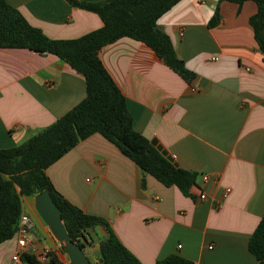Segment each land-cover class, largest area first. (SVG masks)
Wrapping results in <instances>:
<instances>
[{"label": "crops", "instance_id": "0c3cea01", "mask_svg": "<svg viewBox=\"0 0 264 264\" xmlns=\"http://www.w3.org/2000/svg\"><path fill=\"white\" fill-rule=\"evenodd\" d=\"M7 2L52 39L78 38L103 26L98 14L68 0ZM217 6L219 23L210 27ZM256 11L251 0L241 6L180 0L158 19L195 74L191 84L141 41L120 38L99 53L126 98L134 128L156 140L178 166L198 173L190 196L142 171L99 133L47 169L61 195L105 218L143 264L171 254L196 264H258L248 249L264 214V54L249 23ZM85 96L84 75L57 56L0 48V148L42 131ZM201 173L211 181L202 185ZM225 188L231 191L218 206ZM21 200L22 212L35 222L38 247L72 264L37 213L34 196ZM105 235L102 226L89 230L92 243L85 253L91 264L99 263ZM17 242L14 235L0 243V264H26L13 260Z\"/></svg>", "mask_w": 264, "mask_h": 264}, {"label": "trees", "instance_id": "16d2710c", "mask_svg": "<svg viewBox=\"0 0 264 264\" xmlns=\"http://www.w3.org/2000/svg\"><path fill=\"white\" fill-rule=\"evenodd\" d=\"M73 6L100 16L103 26L73 39H52L31 25L7 0H0V48L29 49L53 54L84 75L85 98L56 122L10 148H0V243L12 238L22 213L21 196L49 191L62 213L68 234L83 248L92 243L89 230L106 229L100 242L98 264H143L118 238L108 221L84 212L55 188L47 169L81 140L99 133L116 145L138 167L167 186L178 187L190 196L198 173L176 166L144 135L134 128L126 98L105 68L99 53L107 45L128 37L145 43L172 70L190 84L195 74L175 51L170 37L158 27V19L180 0H68ZM243 5L248 0H219ZM257 11L249 19L255 40L264 54V0H251ZM219 6L209 26L218 25ZM19 188V190H17ZM258 264H264V214L248 243ZM26 264H63L51 254L47 263L34 254L23 253ZM155 264H196L171 254Z\"/></svg>", "mask_w": 264, "mask_h": 264}, {"label": "water", "instance_id": "95a60500", "mask_svg": "<svg viewBox=\"0 0 264 264\" xmlns=\"http://www.w3.org/2000/svg\"><path fill=\"white\" fill-rule=\"evenodd\" d=\"M152 143L164 154L168 159L174 161L168 155L167 151L161 145H157L156 140ZM178 166L177 162H174ZM35 208L41 219L49 227L55 239L62 244L64 252L69 256L72 264H91L86 256L84 248L70 237L62 219V213L49 191H42L34 196Z\"/></svg>", "mask_w": 264, "mask_h": 264}, {"label": "built area", "instance_id": "2783aa9c", "mask_svg": "<svg viewBox=\"0 0 264 264\" xmlns=\"http://www.w3.org/2000/svg\"><path fill=\"white\" fill-rule=\"evenodd\" d=\"M193 91H197L198 87L193 86L191 88ZM201 184L205 185L211 181V176L208 173H201ZM230 188H225L221 194L220 198L217 202V205L220 206L222 204L223 199L227 197L230 193ZM200 199L206 198L205 191L201 190L199 194ZM35 228L34 220L25 212H22L19 218V224L15 235L18 237V250L13 256L14 261H20L22 258V254L27 251L31 254H34L37 259L43 263H47L51 257L52 251L47 247L39 248L36 241L32 238V233ZM211 246L210 248H212ZM93 264H98V262H94Z\"/></svg>", "mask_w": 264, "mask_h": 264}, {"label": "rangeland", "instance_id": "374dc122", "mask_svg": "<svg viewBox=\"0 0 264 264\" xmlns=\"http://www.w3.org/2000/svg\"><path fill=\"white\" fill-rule=\"evenodd\" d=\"M84 250H85V252H89V248L86 246L85 248H84Z\"/></svg>", "mask_w": 264, "mask_h": 264}]
</instances>
